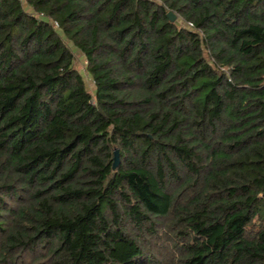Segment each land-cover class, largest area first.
Wrapping results in <instances>:
<instances>
[{"label": "trees", "instance_id": "16d2710c", "mask_svg": "<svg viewBox=\"0 0 264 264\" xmlns=\"http://www.w3.org/2000/svg\"><path fill=\"white\" fill-rule=\"evenodd\" d=\"M0 264H264V0H0Z\"/></svg>", "mask_w": 264, "mask_h": 264}, {"label": "rangeland", "instance_id": "374dc122", "mask_svg": "<svg viewBox=\"0 0 264 264\" xmlns=\"http://www.w3.org/2000/svg\"><path fill=\"white\" fill-rule=\"evenodd\" d=\"M77 68L84 75V77L86 79V83H87L88 89L91 90V91H94L95 87H94V84H93V80L85 72V61L83 59H81V58L78 59Z\"/></svg>", "mask_w": 264, "mask_h": 264}, {"label": "water", "instance_id": "95a60500", "mask_svg": "<svg viewBox=\"0 0 264 264\" xmlns=\"http://www.w3.org/2000/svg\"><path fill=\"white\" fill-rule=\"evenodd\" d=\"M169 18L170 19H173L174 18L173 13H169ZM119 162H120L119 161V152L118 151H115L113 169H116L118 167Z\"/></svg>", "mask_w": 264, "mask_h": 264}, {"label": "built area", "instance_id": "2783aa9c", "mask_svg": "<svg viewBox=\"0 0 264 264\" xmlns=\"http://www.w3.org/2000/svg\"><path fill=\"white\" fill-rule=\"evenodd\" d=\"M55 26H57V24H55ZM189 27H190V28H193V25H192V24H190V25H189Z\"/></svg>", "mask_w": 264, "mask_h": 264}]
</instances>
